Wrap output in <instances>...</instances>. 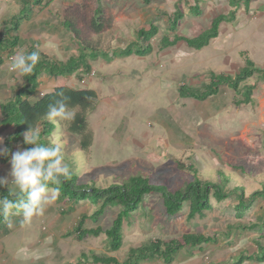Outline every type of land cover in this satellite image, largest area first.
I'll use <instances>...</instances> for the list:
<instances>
[{
  "label": "rangeland",
  "instance_id": "1",
  "mask_svg": "<svg viewBox=\"0 0 264 264\" xmlns=\"http://www.w3.org/2000/svg\"><path fill=\"white\" fill-rule=\"evenodd\" d=\"M45 1L23 21L20 33L56 59L65 60L79 52L72 32L63 25L66 18L75 13L81 20H88L89 13L100 4L107 20L101 34L91 31L92 39L100 40L97 57L91 60L92 72L82 79L81 71L67 77L43 74L38 92L30 97L36 101L41 92L60 85L98 92L99 104L88 116L93 133L89 149L81 147L79 134L68 130V121L51 136V142L59 139L63 145L65 162L80 183L107 186L140 175L174 191L198 177L218 181L228 189L244 187L246 195L264 186V80L258 83L253 100L240 105L228 87L204 101L183 98L178 93L181 84L202 86L212 71L235 74L245 63L244 53L264 66V0H251L249 9L245 0H240L236 18L222 22L219 36L201 49L184 42L159 48V40L167 32L163 12L171 13L176 0L148 5L142 0H52L47 6ZM189 2L193 0L181 3L185 17L177 29V33L187 36L199 34L209 27L214 15L231 10L229 0H204L203 13L196 16L189 11ZM21 7L20 0H0V32ZM152 21L160 32L152 39L154 49L150 54L113 55L136 38L137 29ZM79 25L85 26L83 21ZM10 63L7 57L0 67V101L22 83V76L9 71ZM10 131L0 127V136L6 139ZM21 148L25 147L17 143L14 152ZM78 154L86 158V169L75 163ZM9 168V161L0 157V176L6 175ZM236 195L223 201L213 198L210 211L190 220L188 202L173 215L165 211L159 193L146 195L124 223V241L119 250L110 248L106 233L91 234L81 241L75 236L66 237L65 231L75 226L81 214L93 213L97 205L81 201L75 210L65 214L56 201L28 226L21 227L20 217L12 216V227L7 222L0 227V264L76 263L83 252L89 256L113 255L124 261L131 248L155 237L167 240L186 232L219 237L203 250L183 248L172 263L154 259L149 264H236L237 252L245 243L243 237L250 233L260 238L259 234L264 233V226L246 232L238 229L234 223ZM262 204L261 199L255 201L244 219H257ZM121 208L108 206L101 217L87 219L86 226L109 228ZM257 261L264 264L261 259L245 260L246 264H258Z\"/></svg>",
  "mask_w": 264,
  "mask_h": 264
},
{
  "label": "trees",
  "instance_id": "2",
  "mask_svg": "<svg viewBox=\"0 0 264 264\" xmlns=\"http://www.w3.org/2000/svg\"><path fill=\"white\" fill-rule=\"evenodd\" d=\"M43 1L20 0L22 7L9 17L4 29L0 32V67L5 63L7 57L12 58L21 52L30 53L36 50L40 52V61L34 72L30 76L22 77V83L13 88L8 98L0 101V127L11 129L5 139V146L9 149L8 155L1 157L4 162L10 160L17 143H22L25 148L32 147V145L23 143L22 134L28 129L29 124L39 127L41 143H51V136L56 128L46 119V113L49 105L61 99L62 95L68 98L66 103L75 114L74 119L68 121V130L80 135V145L83 149H89L93 143V133L89 129L88 116L99 104V95L95 89L60 85L36 101H32L30 97L38 92L40 77L43 74L67 77L81 71L82 74L79 77L82 79L84 74L92 72L93 64L91 60L97 57L100 40L92 39L91 31L101 34L107 26L103 6L99 4L93 9L89 13L88 20H81L80 16L74 13L72 17L63 21V25L72 32L74 39L79 44V52L62 60L51 57L41 50L36 42L24 38L20 33L23 21L29 19L35 7L44 5ZM158 1L161 0H142L146 5ZM182 1L176 0L175 8L171 13L163 12L167 23V32L159 40L160 49H166L179 42H184L186 45L197 49L207 46L213 38L219 36L222 22H230L236 18L237 6H240V0H238L239 2L229 0L231 6L229 12L214 15L209 27L195 36H187L177 33L179 23L185 17V10L181 6ZM203 1L193 0V2H189V11L196 16L202 15L201 3ZM51 2L52 0H46L45 5H49ZM250 2L251 0H245L246 9H249ZM80 21H83L85 26H80ZM159 32L160 27L152 21L149 25L137 29L135 31L136 38L121 50L114 51L113 55L130 56L136 54L146 56L153 51L152 39ZM105 55L107 56L108 53ZM244 55L245 63L235 74L212 71L209 73L207 82L202 86L181 84L178 88L180 97L204 101L219 94L224 87H228L236 94L234 101L237 105L250 103L253 100V93L257 89L258 83L264 80V66L258 65L245 53ZM253 79L254 81H252ZM237 95H242V98ZM154 193L161 195L165 211L168 214H177L183 208L184 203L188 202L187 218L189 220L197 216L202 217L207 211H210L213 208V198L217 201H223L233 193H237L236 221L234 223H237L238 229L246 232L264 226V186L252 194L246 195L244 187L237 186L228 189L218 181L194 177L173 191L166 185L152 183L150 179L140 175L131 177L125 183H112L107 186L82 184L76 176L72 175L71 180L62 183L61 193L57 200L63 206L62 213L72 212L81 201L86 200L97 205V208L91 214L82 213L75 226L68 228L64 235L66 237L75 236L81 241L91 234L106 233L109 237L110 248L119 250L124 241L125 221L138 210L146 195ZM4 197L14 199V197L8 196L6 189L0 188V198ZM259 199L262 200L263 204L257 219L245 220L246 212ZM118 205L122 208L116 214L113 224L109 228L103 229L100 225L95 227L86 226L87 219L99 218L105 213L108 206ZM4 223L3 217L0 216V227ZM218 237L217 234H206L204 232H186L167 240L155 237L141 246L131 248L128 257L124 261H120L113 255L93 254L89 256L83 252L76 263L67 262L66 264H141L144 261L154 259L172 263L183 248L190 247L203 250L205 245L217 242ZM257 247V251L253 256L252 254L241 256L239 263L253 258L264 261V246L258 244Z\"/></svg>",
  "mask_w": 264,
  "mask_h": 264
},
{
  "label": "clouds",
  "instance_id": "3",
  "mask_svg": "<svg viewBox=\"0 0 264 264\" xmlns=\"http://www.w3.org/2000/svg\"><path fill=\"white\" fill-rule=\"evenodd\" d=\"M40 61L39 50L30 53H18L11 58L9 71L20 76H30ZM40 95H46L41 92ZM62 95V94H61ZM67 97L49 105L46 119L60 129L66 121L74 119V112L66 103ZM23 143L32 147L21 148L11 154L10 168L6 175L0 176V188L6 189L8 197L0 198V216L12 227L10 218L20 217L19 225L28 226L34 217H42L46 209L60 196L61 185L72 179V169L65 162L63 145L59 139L49 144L40 142V129L29 124L23 132ZM5 138L0 136V157L8 155ZM78 168L86 169L87 160L78 154L75 161ZM52 185V187H50Z\"/></svg>",
  "mask_w": 264,
  "mask_h": 264
},
{
  "label": "crops",
  "instance_id": "4",
  "mask_svg": "<svg viewBox=\"0 0 264 264\" xmlns=\"http://www.w3.org/2000/svg\"><path fill=\"white\" fill-rule=\"evenodd\" d=\"M229 235V234H228ZM261 237H255L253 234H247V237H243L242 241L244 242H240V243H244L242 244V246H240L238 252H237V263L236 264H246V262H242L239 263V259L241 258V256H246V255H251L253 256V254H255V252L257 251V242H259L261 245L264 246V233L263 234H259ZM251 246V247H250ZM248 247H250V249H248ZM253 247V248H252ZM194 252H196V250H194ZM228 259L230 258V254H227ZM236 258V257H234ZM225 261V260H224ZM190 262H185L183 264H188ZM258 264H260L261 262H256ZM141 264H149V261H144Z\"/></svg>",
  "mask_w": 264,
  "mask_h": 264
}]
</instances>
